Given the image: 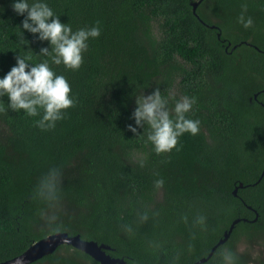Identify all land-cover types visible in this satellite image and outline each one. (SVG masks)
Segmentation results:
<instances>
[{
	"label": "trees",
	"instance_id": "trees-1",
	"mask_svg": "<svg viewBox=\"0 0 264 264\" xmlns=\"http://www.w3.org/2000/svg\"><path fill=\"white\" fill-rule=\"evenodd\" d=\"M195 1L47 0L73 31L101 33L79 69L50 62L75 99L54 128L0 97V262L66 231L109 245L126 264H196L245 218L198 264H224L225 248L236 264H264L252 255L264 237V0H201L196 13ZM12 2L0 0V76L17 55L50 60ZM156 88L170 112L196 98L186 115L200 130L185 132L179 150L157 153L147 125L127 127L136 98ZM32 264L101 263L64 244Z\"/></svg>",
	"mask_w": 264,
	"mask_h": 264
},
{
	"label": "clouds",
	"instance_id": "clouds-1",
	"mask_svg": "<svg viewBox=\"0 0 264 264\" xmlns=\"http://www.w3.org/2000/svg\"><path fill=\"white\" fill-rule=\"evenodd\" d=\"M12 8L24 17L22 29L34 34L36 39L48 42L39 52L50 60L33 64L30 56L17 55L16 63L0 76V97L7 96L8 107L13 111L24 110L29 116H40L35 123L41 129L54 128L56 122L66 115L64 110L74 106L75 99L70 94L72 89L67 78L56 74L50 62L63 64L72 70L79 69L84 60L83 53L88 50L89 39L98 37L101 29L93 25L73 31L70 24L61 21L47 0H13ZM237 19L245 28L253 24L252 18H245L244 12ZM135 103L131 113L135 125L128 124L127 127L132 133H137V126L143 128L147 125L150 129L147 141L152 143L157 153L171 151L174 147L179 150L178 140L185 132L195 135L200 130V120L186 115L196 103L195 97L183 96L176 100L170 112L168 98L156 88L136 98ZM156 183L159 185L162 181ZM48 195L55 198V182L49 185ZM199 220L202 222L203 217ZM221 255L224 264H236L237 258L231 249H223Z\"/></svg>",
	"mask_w": 264,
	"mask_h": 264
},
{
	"label": "water",
	"instance_id": "water-1",
	"mask_svg": "<svg viewBox=\"0 0 264 264\" xmlns=\"http://www.w3.org/2000/svg\"><path fill=\"white\" fill-rule=\"evenodd\" d=\"M201 0L193 2V10L196 13L197 7L200 4ZM199 16V15H198ZM215 27V25H213ZM264 177V172L262 173L261 179ZM260 179V180H261ZM259 180V181H260ZM244 185L240 183L239 186L234 190V194L237 195L239 187ZM257 217L254 219L256 221ZM247 221V219L237 218L235 219L228 230L224 232V237L219 240V242L212 248L210 254L206 258H202L198 263L206 262L212 255L215 253L217 248L224 243H226L230 236L233 233L236 225L241 221ZM68 244L71 245L88 255L94 258L96 261L101 264H126L124 259L112 257L107 250H110V246L106 244H99L94 240H85L82 237L77 235H70L66 231L56 232L54 234L48 235L36 242H34L27 250H25L20 255L11 258L9 260L0 262V264H32L40 259L44 258L47 255L53 254L61 245Z\"/></svg>",
	"mask_w": 264,
	"mask_h": 264
},
{
	"label": "rangeland",
	"instance_id": "rangeland-1",
	"mask_svg": "<svg viewBox=\"0 0 264 264\" xmlns=\"http://www.w3.org/2000/svg\"><path fill=\"white\" fill-rule=\"evenodd\" d=\"M242 236V235H241ZM243 238H245L244 236H242ZM259 238V235H255L254 236V238H252V240H256V239H258ZM246 239V238H245ZM260 240V245H262V246H256L254 249H253V257L254 258H261V259H263L264 260V237H262V239H259ZM247 241H248V239H247ZM248 249V244L247 243H245V242H241V245L239 246V249L240 250H245V249ZM255 260H257V259H255Z\"/></svg>",
	"mask_w": 264,
	"mask_h": 264
}]
</instances>
